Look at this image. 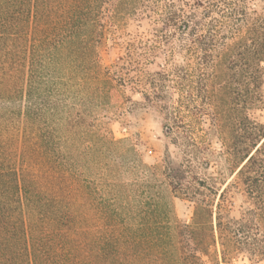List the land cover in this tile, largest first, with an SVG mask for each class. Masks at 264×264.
Returning <instances> with one entry per match:
<instances>
[{"label":"trees","instance_id":"obj_1","mask_svg":"<svg viewBox=\"0 0 264 264\" xmlns=\"http://www.w3.org/2000/svg\"><path fill=\"white\" fill-rule=\"evenodd\" d=\"M127 18L153 31L127 42L110 71L101 64L104 35ZM158 59V70L146 69ZM122 87L163 113L187 156L198 159V142L216 139L233 164L234 177L217 189L190 158L178 168L165 160L169 196L194 204L190 223L172 217L159 192L137 195L120 181L132 148L104 125L107 108L129 102ZM258 110L264 0H0V264H228L252 227L264 258ZM106 154L121 164L100 161ZM234 190L252 204L239 218L230 215Z\"/></svg>","mask_w":264,"mask_h":264},{"label":"rangeland","instance_id":"obj_2","mask_svg":"<svg viewBox=\"0 0 264 264\" xmlns=\"http://www.w3.org/2000/svg\"><path fill=\"white\" fill-rule=\"evenodd\" d=\"M259 1L250 0L253 7H258ZM152 31L153 27L146 19L127 18L117 27L109 26L100 48L101 64L113 71L114 67L112 66L120 62L118 60L122 55L124 45L140 38H149ZM161 62L159 59L153 61V63L146 65V69L151 72L156 71L159 69ZM118 91L126 95L129 102L121 106L122 101L119 100L118 104L121 108L118 104L107 108V113L112 115L113 118L108 125L104 126L108 127L114 139L125 140L122 146L132 148V152L127 156L128 163L122 167H118L122 159L116 155L106 154L103 157L100 156L99 160L111 163V165H118L117 171L121 174L120 181L127 185L128 191L137 195L159 192L163 196V205L165 206L168 203L172 217L190 223L193 217L194 204L188 200L169 196L167 180L161 174L163 167L166 165L165 160L169 159L171 168H178L186 163L184 159L190 158L192 165H194L195 174L200 178L214 181L217 189L223 188L225 183L234 177V174L232 175L230 171L233 164L228 162L221 153L222 147L216 139L210 141V145L209 143L198 142L196 149L198 159H195L194 156H187L191 155L187 152L188 149L184 146L179 147L172 140V136L166 133V122L163 113H160L157 107L149 105L142 97L140 90L122 87ZM171 94L168 103L176 98L173 92ZM122 107H126L129 113L125 112ZM193 111H195L194 108ZM256 115L258 122L264 124V110H258ZM202 127L206 129L207 121ZM89 162L90 158L86 156L82 170L88 179L92 177ZM98 172L108 176L110 171L107 169L101 170L100 168ZM153 172L154 174H152ZM98 187L102 189L100 184H98ZM250 208H252V204H250V200L245 193L234 190L230 215L239 218L243 212ZM249 235L252 238L248 241L247 246L249 248L246 247L240 252H232L228 264H264V258L259 254L261 240L263 239L262 232L252 227ZM255 243H258V256L251 252L255 248ZM218 250L219 248L216 246V251L218 252ZM214 257L215 253L212 250L210 259ZM204 259L206 258L204 257ZM206 264L210 263L206 261Z\"/></svg>","mask_w":264,"mask_h":264}]
</instances>
